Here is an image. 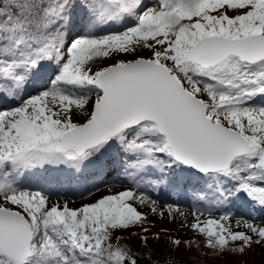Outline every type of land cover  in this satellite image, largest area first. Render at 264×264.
Listing matches in <instances>:
<instances>
[{
    "label": "snow or ice",
    "instance_id": "6c2138e0",
    "mask_svg": "<svg viewBox=\"0 0 264 264\" xmlns=\"http://www.w3.org/2000/svg\"><path fill=\"white\" fill-rule=\"evenodd\" d=\"M253 245L264 0H0V264H246L224 255Z\"/></svg>",
    "mask_w": 264,
    "mask_h": 264
},
{
    "label": "trees",
    "instance_id": "16d2710c",
    "mask_svg": "<svg viewBox=\"0 0 264 264\" xmlns=\"http://www.w3.org/2000/svg\"><path fill=\"white\" fill-rule=\"evenodd\" d=\"M264 252L263 248H258V250H247L243 256H232L229 253H225L224 255V261H228V262H232V261H240L243 260L246 262V264H261V263H256V261H250L248 260L249 258H251V260H253V258L256 257V254ZM210 264H223V262L220 260V258H217V260L215 262H210Z\"/></svg>",
    "mask_w": 264,
    "mask_h": 264
},
{
    "label": "rangeland",
    "instance_id": "374dc122",
    "mask_svg": "<svg viewBox=\"0 0 264 264\" xmlns=\"http://www.w3.org/2000/svg\"><path fill=\"white\" fill-rule=\"evenodd\" d=\"M162 226L174 227L172 225H168L167 221L163 222ZM180 235L183 236L185 235V233L181 231ZM258 248H261V247L259 245H253L252 250H255V249L258 250ZM248 260L256 261V263L259 261L258 263L264 264V252L256 254V257L253 258V260H251V258H249Z\"/></svg>",
    "mask_w": 264,
    "mask_h": 264
}]
</instances>
